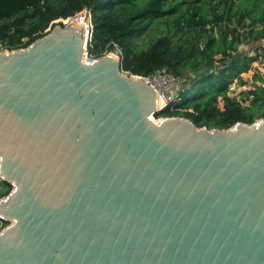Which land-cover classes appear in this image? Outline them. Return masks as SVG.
<instances>
[{
  "label": "water",
  "instance_id": "1",
  "mask_svg": "<svg viewBox=\"0 0 264 264\" xmlns=\"http://www.w3.org/2000/svg\"><path fill=\"white\" fill-rule=\"evenodd\" d=\"M84 33L0 50V264H264V117H156Z\"/></svg>",
  "mask_w": 264,
  "mask_h": 264
},
{
  "label": "trees",
  "instance_id": "2",
  "mask_svg": "<svg viewBox=\"0 0 264 264\" xmlns=\"http://www.w3.org/2000/svg\"><path fill=\"white\" fill-rule=\"evenodd\" d=\"M84 9L93 24L91 56L117 44L123 71L152 76L165 68L181 80L178 99L156 117L183 116L210 128L264 117L259 70L252 88L231 95L234 82L246 83L242 73L264 61V45L257 44L264 39V0H0V43L27 47ZM11 189L0 179V198ZM6 225L0 219V230Z\"/></svg>",
  "mask_w": 264,
  "mask_h": 264
},
{
  "label": "built area",
  "instance_id": "3",
  "mask_svg": "<svg viewBox=\"0 0 264 264\" xmlns=\"http://www.w3.org/2000/svg\"><path fill=\"white\" fill-rule=\"evenodd\" d=\"M65 22L67 24L71 23V22H74V23H77L79 25H82L84 27L85 31H86V35H87V38H88V44H89L91 35L93 33V24H92V21H91V13H90V11L88 9H84L83 11H81V12L77 13L76 15H74V16L70 17L69 19H67ZM86 48H87L86 49V57L87 58L93 57V56H91L89 54L88 45H87ZM0 50H6V49L3 48L1 43H0ZM113 52L118 57L122 56V50L120 49V47L117 44H115V50ZM153 76L155 78H157L159 81H161L163 84L166 83V82H169L171 85H173V89L170 90L171 93L175 89H179L181 80L178 77H176L174 74L170 73L167 69L163 68V69L158 70L152 76H142V77L147 78L150 81H154L155 78L153 79ZM158 92H159L161 98H163L164 100L168 96L165 92H162L161 89H159V88H158ZM170 101H171V97L168 100L167 104L165 102L164 107L166 105H168L170 103Z\"/></svg>",
  "mask_w": 264,
  "mask_h": 264
},
{
  "label": "rangeland",
  "instance_id": "4",
  "mask_svg": "<svg viewBox=\"0 0 264 264\" xmlns=\"http://www.w3.org/2000/svg\"><path fill=\"white\" fill-rule=\"evenodd\" d=\"M258 43L264 45V39L258 41L257 44ZM249 47L250 46L248 44H241L239 46V49L240 50H242V49L247 50V49H249ZM109 53L110 52H108L107 54H109ZM257 70H259L263 74V76H264V61L257 60L255 62H253V67L249 71L242 73V76L246 80V83L243 84V85H239L237 82H234L231 85V95H236L237 97H239L240 96V93L242 91H245V90H247L249 88H252L253 87L254 80H255L254 79V74H255V72ZM154 78L155 77L153 76V79ZM154 82H155L157 88L161 89L162 92H165L169 96V97L167 96L165 98L166 104H167L168 100L170 99V97H171V101L170 102L176 101L178 99V97H177V95H178V89H175L171 93L170 90L173 89V85H171L169 82H166V83L163 84L157 78L154 79ZM159 118H162V117H159Z\"/></svg>",
  "mask_w": 264,
  "mask_h": 264
},
{
  "label": "bare ground",
  "instance_id": "5",
  "mask_svg": "<svg viewBox=\"0 0 264 264\" xmlns=\"http://www.w3.org/2000/svg\"><path fill=\"white\" fill-rule=\"evenodd\" d=\"M84 38H85V40H86V38H87V35H85V33H84ZM86 44V43H85ZM86 48V47H85ZM87 49V48H86ZM86 49H85V53H84V57H85V59H87V57H86ZM110 57H113V58H117L116 57V54L114 53V52H110V54H108ZM151 84H153L152 86L158 91V88L156 87V84H155V82L154 81H151ZM164 104H165V100L163 99V98H161V96H158L157 95V105L159 106V107H164ZM1 169V168H0ZM0 172H1V170H0Z\"/></svg>",
  "mask_w": 264,
  "mask_h": 264
}]
</instances>
